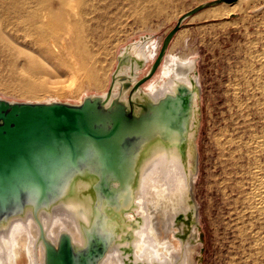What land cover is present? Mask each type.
<instances>
[{"label": "bare ground", "instance_id": "obj_1", "mask_svg": "<svg viewBox=\"0 0 264 264\" xmlns=\"http://www.w3.org/2000/svg\"><path fill=\"white\" fill-rule=\"evenodd\" d=\"M245 1L248 0L221 7L211 17L229 18L242 9ZM221 5L226 4L211 8ZM115 6L105 2L97 7L96 1L92 0H0V18L7 14L15 17L18 20L16 31L21 34L15 31L14 35H8L6 23H0V49L12 65L9 73L13 84L29 96L37 97L44 89L59 93L62 89L44 85L45 77L57 72L52 63L56 61L66 67L74 84L78 81L102 87L103 69L98 67L100 60L94 54L89 36L93 32L103 35L99 42L112 37L118 23L116 12L110 11ZM100 18L102 20L94 25ZM145 37L129 44L127 63L119 71L120 78L107 105L121 101L128 106L132 95L135 108L141 111L146 103H158L168 94L174 95L180 84L186 85L194 91V113L186 154L182 155L176 145L158 137L146 144L140 152L128 207L119 201L121 196L119 209L109 207L103 198L97 199L93 190L98 181L96 178L76 179L68 193L55 205L41 210L38 216L28 209L0 225V264H45V246L40 238L43 232L56 246L61 235L67 233L75 248L83 247L84 230L97 223L95 206L99 230H110L114 238L99 264H195L199 216L194 197L198 172L194 139L199 95L194 87L200 85L196 60L192 54L173 55L167 51L158 68L159 74H156L157 70L136 90L134 86L149 75L160 54L159 43L153 37ZM27 42L31 45L27 50L18 48ZM127 49L126 46L120 52L117 64ZM34 52L42 56L41 65L34 58ZM122 80L130 82L129 90H125ZM107 92L87 97L105 98ZM86 98L75 105H81ZM46 100L37 99L35 103L58 102ZM255 174L258 180L254 186L253 208L263 216L264 181L259 172Z\"/></svg>", "mask_w": 264, "mask_h": 264}, {"label": "rangeland", "instance_id": "obj_2", "mask_svg": "<svg viewBox=\"0 0 264 264\" xmlns=\"http://www.w3.org/2000/svg\"><path fill=\"white\" fill-rule=\"evenodd\" d=\"M92 1L97 7L105 2L116 5L110 11L116 12L118 19L110 39L99 42L103 35L94 32L89 36L100 60L98 67L103 69L102 87L78 81L74 84L66 67L52 61L57 72L49 73L44 85L62 91L44 89L37 97L24 95L11 81L12 65L0 49V98L79 104L87 96L102 95L109 89L123 48L150 36L159 43L161 52L164 40L183 15L215 0ZM228 5L188 18L166 49L173 55L192 54L200 79L194 139L199 243L194 260L195 264H264V215L253 208L258 180L255 173L259 172L264 181V0L243 2L242 9L229 18L211 17ZM1 16L0 23H6L8 35H14L18 20L9 14ZM28 46L29 42L18 48L27 50ZM33 56L41 65L42 56L37 52Z\"/></svg>", "mask_w": 264, "mask_h": 264}, {"label": "water", "instance_id": "obj_3", "mask_svg": "<svg viewBox=\"0 0 264 264\" xmlns=\"http://www.w3.org/2000/svg\"><path fill=\"white\" fill-rule=\"evenodd\" d=\"M238 1L215 0L183 15L164 40L149 75L134 88L138 90L158 70L168 44L184 21L208 8ZM127 47L105 98L87 97L81 105L0 99V225L28 209L38 216L68 193L79 178H96V197L103 198L109 207L119 209V201L128 207L138 159L146 144L158 137L186 154L194 113V91L186 85L180 84L174 95L168 94L158 103H146L141 111L135 108L132 95L128 106L121 101L107 105L119 71L127 63ZM121 82L125 90L131 88L130 82ZM194 90L198 95L197 84ZM97 215L95 206L97 223L84 230L81 248H75L67 233L56 246L43 232L40 238L45 246V264H99L114 238L110 230H99Z\"/></svg>", "mask_w": 264, "mask_h": 264}]
</instances>
